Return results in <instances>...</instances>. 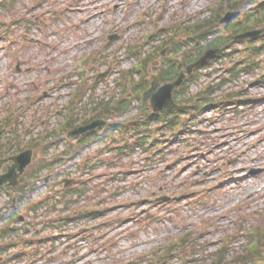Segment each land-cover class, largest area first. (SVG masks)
I'll use <instances>...</instances> for the list:
<instances>
[{"label": "rangeland", "instance_id": "rangeland-1", "mask_svg": "<svg viewBox=\"0 0 264 264\" xmlns=\"http://www.w3.org/2000/svg\"><path fill=\"white\" fill-rule=\"evenodd\" d=\"M218 1L17 0L12 9L0 14V121L10 111L16 112L18 125L0 131V139L8 141L18 136L23 145L36 139L44 142L39 148L49 146L47 152L51 157L44 156L41 149L40 153L38 149L34 151V167L43 159L60 158L68 150L60 143L62 137L47 138L46 133L56 132L66 120V114L69 115L68 104L73 103L75 92L81 85V74L85 76L86 89L79 96L78 103L73 105L77 113H82L80 118H85L82 108L91 100L108 102L127 97L132 98L130 108L110 118L108 125L116 121H135L140 115L141 102L133 99L136 94L134 87L143 85L145 81L141 74H135L134 78L123 74L136 68L138 62L146 54H151L163 39L177 37L179 42H184L187 39L184 31L178 33L175 27L180 23L197 24L208 18L210 8ZM241 1L237 0L244 14L256 11L261 2ZM2 23L6 25L2 26ZM149 35H152L150 43ZM130 46L139 47L142 55H132ZM242 48L236 44L229 46L227 51H236L237 58H240L237 49ZM172 49L173 45H169L164 48V56L156 54L154 63L145 65L148 78L155 80L156 84L162 83L157 81L162 62L168 61L169 57L183 60V52L176 55ZM90 54L97 61H91L87 68L85 61ZM261 60L264 67V55ZM228 69L230 63L227 59L203 70L198 83L190 88L192 97L197 99L198 93L210 83L228 75ZM104 72L108 73L107 77L95 81L94 78ZM258 74L259 71L243 74L237 82H229L225 89L248 91L249 97L264 98V84L250 85ZM124 76L125 80H122ZM211 110L204 112L201 125L192 128L189 135L178 138L175 144L168 145V150L161 156L137 147L124 160L132 166H126V170L119 167L114 155H117L118 147L132 141L133 137L121 135L114 127V130L111 128L116 132L113 139L91 143L89 149L85 147L80 151L82 157L78 168L73 161L56 169V172L65 174L69 171L78 173L76 178L82 182L86 177H93L87 184L86 196L74 208L89 206L100 213L109 205L127 209L132 199L156 200L186 194L187 191L198 194H190L180 204L160 208L141 201L142 206L123 214V222L112 221L98 232L75 241L61 240L42 245L34 260L19 264H70L69 261L82 259L83 262L77 264L126 263L142 251L151 252L158 244L182 240L188 235H192L188 242L196 243V247L186 242L178 247L180 253L171 254L167 264L211 263L210 254L221 249V243L224 247H232L230 257L242 254L248 247L246 232L251 228L264 229V102L259 101L240 113ZM154 129H157L156 123L151 127L152 131ZM218 144L222 146L217 147ZM202 152L207 156L202 157ZM85 158H92L91 165L95 170L91 173L84 172L81 166L89 160ZM150 159L153 162L149 163ZM249 171L257 173L253 178L245 179ZM207 188L212 190L209 192ZM152 191L156 194L152 195ZM3 207L2 202L0 208ZM64 208L65 203L60 204L59 211L51 215L41 210L39 219L30 225L18 224L19 230L1 241L0 256H10L11 251L8 253L5 246L12 244L11 241L21 245L36 234L55 233L48 222L51 217L63 215ZM115 215L116 211L106 213L108 219ZM227 235L234 236L230 245L223 243V237ZM50 247L54 251H50ZM72 253L77 255L73 257ZM260 254L264 258L263 247ZM137 264L145 263L138 260Z\"/></svg>", "mask_w": 264, "mask_h": 264}, {"label": "water", "instance_id": "water-1", "mask_svg": "<svg viewBox=\"0 0 264 264\" xmlns=\"http://www.w3.org/2000/svg\"><path fill=\"white\" fill-rule=\"evenodd\" d=\"M238 16H239V13H228L221 22L227 23L226 28H228L229 24ZM261 33L262 31L252 32L249 34H245L241 36L240 38H246V37L254 38L260 35ZM216 54H217V51L207 52L206 55L203 56L197 63H195L194 65L188 68V72L192 73L195 67L207 63V61L213 58ZM185 78H186V75L182 73L176 82L163 86L162 88L159 89V91L156 94L153 95L151 103L155 111L158 112L162 110H171L176 106L173 100V91L177 87L182 85ZM100 124L101 122H96L88 127L72 132V135H77V134L88 132L90 130L97 128ZM12 160L15 162V164L9 168V172L6 175H3L0 177V185H4L8 182L13 186L18 184V178L20 177L21 174L24 173L26 167L32 161V152L31 151L25 152L18 157L12 158ZM2 164L3 162H0V168ZM17 171H19V173Z\"/></svg>", "mask_w": 264, "mask_h": 264}, {"label": "trees", "instance_id": "trees-1", "mask_svg": "<svg viewBox=\"0 0 264 264\" xmlns=\"http://www.w3.org/2000/svg\"><path fill=\"white\" fill-rule=\"evenodd\" d=\"M15 1L16 0H4L2 2V4H0V10H2L4 8L8 7V6L14 5ZM233 7H234V5L231 3V1H229L227 4H224V3L221 4L217 8V10H215L216 20H214L213 22H215V23L218 22V20L220 19L221 15H222L221 13L224 12L228 8L232 9ZM213 24L214 23H212V20H209L208 22H206V24L198 25L196 27L198 32L200 33V36L198 37L197 41H199V42H204V41L207 42L208 41V43L206 44V48L207 49L213 48V47H220L222 45L221 37H217V38L212 39V40L209 39L210 36L214 35L213 31H212V28H215V25H213ZM234 30L236 31L237 29H234ZM189 43H190V41L187 44H189ZM200 49H202V48H200ZM201 54L202 53H200V55ZM149 59H150V57H149ZM192 61H194L193 57H191V56L187 57L186 56L184 58L183 63H184V65H187V64L191 63ZM167 64H169V63H167ZM176 74H177V71L175 70V67L173 65L169 64L167 66V68H164V74L162 76V80H164V82L170 81L172 78L176 77ZM97 109H99L98 115L101 116V115L107 113L109 111V109H110V112H111V110L113 108L110 105L101 104L100 107L97 108ZM186 110H187V107L183 105L179 109H177L176 111L169 113V115H167L166 118H169L170 125L168 123V124L165 125V127L174 126L177 123V121H178L177 115L178 114H185L187 112ZM68 128H70V129L74 128L73 120H71L69 122ZM33 147H35V146H33ZM256 242H257V245H258V249L255 250L254 253L260 252L261 251V247L264 248V230L259 231L258 238H257ZM257 254H259V253H257ZM253 255H254L253 253L251 254V253H249V251H246L245 255H242V256L238 257L235 260V262L236 263H244V262L247 263L248 259L251 256L253 257ZM225 258H226V252L217 253V259L212 264H226L225 263Z\"/></svg>", "mask_w": 264, "mask_h": 264}, {"label": "bare ground", "instance_id": "bare-ground-1", "mask_svg": "<svg viewBox=\"0 0 264 264\" xmlns=\"http://www.w3.org/2000/svg\"><path fill=\"white\" fill-rule=\"evenodd\" d=\"M263 141V140H262ZM262 161V160H261Z\"/></svg>", "mask_w": 264, "mask_h": 264}]
</instances>
